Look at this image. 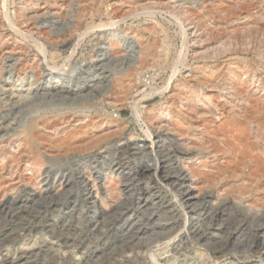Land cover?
Returning a JSON list of instances; mask_svg holds the SVG:
<instances>
[{
  "label": "rangeland",
  "instance_id": "obj_1",
  "mask_svg": "<svg viewBox=\"0 0 264 264\" xmlns=\"http://www.w3.org/2000/svg\"><path fill=\"white\" fill-rule=\"evenodd\" d=\"M53 54H57L55 61ZM102 70L109 74L78 95L55 93L47 81L55 77L62 83H77L91 74L98 76ZM247 71L264 75V0H0V150L8 151L0 157V258L28 253L44 264H98L104 260L103 234L94 229L93 217L85 214V203L79 196L84 184L93 187L92 199L100 198L104 214H115L110 221L128 209V218L134 219L120 223L123 235L142 236L144 228L151 230L161 218L165 234H173V225L183 218L184 211L178 206L161 210V203L155 200V216L147 208L134 212L132 206L142 202L129 192L133 176L116 171L99 175L96 171L111 163L100 154L109 150L115 156V149L125 147L121 144L130 138L132 144L143 146L144 140L156 142L159 136V146L164 147L181 138L179 150L242 147L239 122L250 132L249 144L264 147V142L254 139L251 125L233 115L232 87L235 84L250 91ZM149 76L150 85L145 82ZM168 83L171 91L143 98L142 92L152 87L163 91ZM263 89L252 107L264 126V98L262 102L258 99ZM60 99L64 103L56 107ZM133 102L143 109L140 118ZM163 112L169 113L167 122L173 136L159 133ZM83 119L86 125L76 126ZM97 120L104 121L102 126L101 122L94 124ZM51 124L63 128L58 133L42 128ZM28 142L32 154L25 152ZM83 144L87 147H71ZM239 152L236 150L232 158L231 154L221 157V164L231 169L241 158ZM39 155L43 156L41 166L35 160ZM49 155L72 169L85 165L83 176H71L72 191L66 183L61 184V178L46 177ZM261 173L263 191L247 197L243 204L250 211L246 216L239 206L231 205V227L241 220L250 225L243 239L252 238L264 224V164ZM163 175L161 172L159 177ZM149 176H139L138 183L146 182ZM54 179L59 181L55 186L51 184ZM153 180L157 188L161 186ZM166 186L172 195L163 185L158 188L160 194L167 192L169 201L174 202L179 196L177 189ZM193 206L189 204L185 211ZM207 211L201 218H208L211 211ZM182 229L178 231L185 235L188 228ZM262 241L257 237L253 246L247 242L236 247L231 244L230 251L234 247L231 252L236 257L260 255L264 264V252L258 251ZM219 245L211 239L200 243L191 240L180 260L182 264H240L213 254L212 249ZM167 250L169 246L155 252L161 255Z\"/></svg>",
  "mask_w": 264,
  "mask_h": 264
},
{
  "label": "bare ground",
  "instance_id": "obj_2",
  "mask_svg": "<svg viewBox=\"0 0 264 264\" xmlns=\"http://www.w3.org/2000/svg\"><path fill=\"white\" fill-rule=\"evenodd\" d=\"M101 26L102 25H100V28ZM22 35L24 36L23 33ZM51 57L53 61H55V59L57 58V54H53V56L51 55ZM55 68L56 67L54 66L53 70H55ZM107 74H109V71L102 70V72L98 76H96V73L91 74L89 79L81 80L77 83L71 82L69 80H65L62 83L61 81H57L55 77H49L47 81L50 82L48 85H53L52 88L55 89V93L59 90L63 94L68 92V94L70 93L73 95H78L83 90L87 89V87L91 86L92 82L94 83V81L102 80L106 77L105 75ZM245 75H247L246 78L248 79L247 83H249L250 91L246 92L243 88L237 87L235 86V84L233 85L232 88L234 89V95H232L231 97L233 115L235 119L243 121L246 125H251L254 139L257 142L262 143L264 142V137L262 135L264 132V126L261 124L260 120L256 116L255 111L253 110L252 101L256 99L255 97L260 94V91L264 87V75L256 76L255 74H252L248 71L245 72ZM169 83L168 85L166 84L167 86L164 87L163 91H159L158 89L152 87L150 91L146 93L142 92L143 98L150 99L156 94L171 91ZM32 87L33 85L30 88ZM105 90H102L101 92ZM56 95L52 96L56 97ZM53 97L50 96L49 98L53 100ZM261 97L264 98V89L262 95L258 97L260 102H262ZM64 98L66 97L64 96ZM45 100L47 101V99ZM54 100L57 101L56 99ZM81 100L83 101V99H78L77 102H80ZM62 102V100H58V104L56 105V107L62 105ZM77 102L74 101V103ZM133 104L135 103L133 102ZM52 107L55 108L53 105ZM133 108L134 112H136L137 118H140L142 116L143 109L138 105V102L133 106ZM204 114H206V111L204 112ZM168 116L169 113H162L158 130L159 133L168 132L173 136L175 134L170 128V124L167 122ZM85 120H87V116H85ZM85 120H79L76 126L80 127L82 125H86ZM100 122L102 126V123L104 122L102 120H97L96 122H94V124ZM239 124L241 125L239 129L241 132L239 142L242 147H183L181 148V150H179V146L182 147L183 145L180 142L182 140L181 138L176 137V139L173 140V144H166V147H164L165 145L159 146V144L161 143V138L159 136V140L156 142H153V140H144V145H139L141 147L132 144L131 142H133V138H130L127 144H121L125 147H118L115 149L116 151H118L117 154L115 153V156H113V154L110 153L109 150L103 151L100 154V157L104 160L111 161V163L109 165H105L96 172L99 175H107L108 173H113L116 171L120 175L124 174L128 177L133 176V178L130 180L131 184H128L131 187L129 189V192H131L132 195L138 196L139 200H141L142 202V205H140L141 203L138 202L136 206L135 204L132 206L134 212L139 214L141 213L142 209L147 208V210H151L152 215L155 216V210L157 208L155 207L156 203L152 204V201L159 200V202L161 203V210L170 208L172 209L178 206L182 211H184V215L182 219L176 221L175 225H173V227L176 229L175 231L173 230V234L172 232H170L168 235L165 234L164 227L166 226V224L162 222L163 220L160 217L161 219L158 222L155 220V226H152L153 228L151 230L149 228H144L145 231H143L144 235L142 236L129 234L123 235L125 230H120V223L123 222L125 224H128L131 223L134 219L132 218V216L128 218V212L126 213L128 209L125 207V210H123L122 213L118 212L117 218H114L112 221H110L109 218L114 217L115 214L113 216L108 215V213L104 214L102 212V208H104L103 205H99L100 198L98 196H95L96 201L92 199L95 190H93V187L89 189L88 185L84 184V191L80 192L79 196L85 203V214H90V216L93 217L91 224H93L94 229L103 234V237L100 234V237H102L100 242L103 244V254L101 257H103V255L106 256L104 257V260L100 258L101 261L98 264H132L136 260H144L145 264H182L180 257L184 256V251L186 249L185 246L187 245V242L196 240L200 243L205 239H211L216 243V246L217 243L220 244L219 248H211L213 254L215 255H220L221 257H230V260H235L240 264H261L259 261L260 255L259 257L252 255L236 257V254L231 252L234 247L239 246L244 242L251 243V246H253V242L257 237H260V239L261 237L263 238V244L261 245V248L258 249V251L260 253H262V251L264 252V224H261V226H259L258 229L254 231L255 233H253V235L251 236L252 238L250 239H243V237L248 236L250 230V225L246 220H241V222H239L236 227H231V225L229 224V222L231 221V205L239 206L244 216H246L247 212L250 211V209H248V206H245L243 204L247 197L256 196L259 192L263 191L260 183L262 178L261 169L264 164V147H255V145L249 144L248 137L250 132H248L242 122H239ZM76 126H74V128ZM42 128H46L45 130L49 129V131L51 129L52 131L50 132L54 131L55 133H58V131H60L63 127L62 125L51 124L49 127L43 126ZM26 130L23 133H25ZM148 131L150 130H147V132ZM149 133L150 132H148V134ZM108 134L109 133H107V135ZM173 146H176L177 150L173 148ZM71 147L75 148L87 146L83 144L74 145ZM32 150L33 147L31 146V143L28 142L25 152L32 154ZM236 150L240 151L239 153L241 158L238 162L231 166V169L221 164V157H229L231 154L232 158ZM5 151L0 150V157L6 155V152L8 151ZM58 151L62 152L63 150L59 149ZM10 154L13 155L14 153L11 151ZM50 155L47 156L48 163L50 164L47 169L48 175L46 176L48 177V179L51 180L53 177H59V179H62V185H65L66 183L67 186L71 187L73 184L71 176L80 174L82 175L84 173L85 165H79L77 168L72 169L71 167H68L66 165H61L60 162L56 161L57 158L55 159L54 157H51L52 155ZM42 158L43 156L39 155L35 159L39 166H41V163H44L42 161ZM39 168L41 169V167ZM41 170H43V168ZM161 172L164 173V175L162 177H159V174ZM146 173H149L150 175L147 181H142V184L141 182L138 183L139 176L145 175ZM79 177L80 176H78L77 179H79ZM152 178H154L155 181L159 183V185H163V187H167L166 185H171L175 189H177L175 190V194L179 196L175 197L176 200L174 202L169 201V197H167L168 193L165 191L160 194V190L158 188L161 186L157 188V183H155L154 180L152 181ZM55 181L56 180L54 179V183H51L54 186L57 182H59ZM168 190L169 188L167 187V191ZM170 193L172 195V190L170 191ZM91 200H93V202ZM189 204H193V208L190 211H185ZM209 209L211 212L209 213L208 218H201V215H203L205 211H209ZM23 210L25 211L26 209ZM181 228H183L184 230H187L188 228V233L185 232L186 234L183 235L181 231H178ZM150 231L153 234L146 235ZM176 231H178V233H176ZM232 241H234V243ZM231 244H234L235 246L230 251ZM168 246L169 250L161 255L156 254L155 250L160 247L164 248ZM1 257L2 258H0V264H44L40 260L38 261L36 256L28 253L19 254L15 258L10 257L9 255H4Z\"/></svg>",
  "mask_w": 264,
  "mask_h": 264
},
{
  "label": "built area",
  "instance_id": "obj_3",
  "mask_svg": "<svg viewBox=\"0 0 264 264\" xmlns=\"http://www.w3.org/2000/svg\"><path fill=\"white\" fill-rule=\"evenodd\" d=\"M145 82H146L148 85H150V83L152 82V78H150V76L147 77V78L145 79Z\"/></svg>",
  "mask_w": 264,
  "mask_h": 264
}]
</instances>
